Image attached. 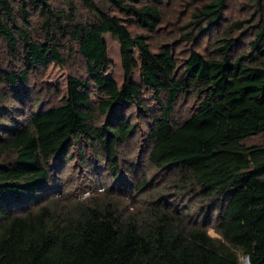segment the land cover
Returning <instances> with one entry per match:
<instances>
[{
    "label": "trees",
    "instance_id": "16d2710c",
    "mask_svg": "<svg viewBox=\"0 0 264 264\" xmlns=\"http://www.w3.org/2000/svg\"><path fill=\"white\" fill-rule=\"evenodd\" d=\"M244 1L250 15L226 21L227 0H204L187 32L153 44L161 0H0V264H264V0ZM105 33L119 44L120 84L106 76ZM54 63L65 92L36 90ZM134 118L145 119L148 160L198 195L201 223L161 190L143 214L110 189L54 198L58 173L68 160L84 166L87 151L117 176Z\"/></svg>",
    "mask_w": 264,
    "mask_h": 264
},
{
    "label": "rangeland",
    "instance_id": "374dc122",
    "mask_svg": "<svg viewBox=\"0 0 264 264\" xmlns=\"http://www.w3.org/2000/svg\"><path fill=\"white\" fill-rule=\"evenodd\" d=\"M154 1V0H153ZM204 0H161L160 9L163 14V29L160 33L155 34L152 43L165 41L169 36L179 37L181 33L187 32L186 29L180 30V26H184L189 20V13L195 5L202 3ZM227 11L225 13L226 21L247 18L252 12L248 4L244 0H227ZM224 19V20H225ZM228 24L225 22L215 29L207 31V35L201 39L199 49L206 47L209 40L217 36ZM193 30L192 33H195ZM103 39L107 45V54L112 61V66L106 73L107 77L113 78L117 83L123 80V73L120 61V48L115 39L109 33L103 35ZM209 39V40H208ZM177 45L175 51L183 54L185 44L181 43L179 39L175 40ZM67 71L57 65L51 64L43 73H37L33 78L35 83L32 85L37 90L39 86L46 87L59 86L61 93L65 92ZM132 80L140 83L139 70L134 69L132 73ZM46 104L55 102L56 94L51 93L49 96H42ZM51 103H50V102ZM153 105V101H148ZM191 103V102H190ZM187 106H181L178 113L184 115ZM137 127L140 129L133 137H131L125 144L118 147V165L119 171L117 176H113L107 168L106 162L102 158L92 159L90 152H86L88 160L84 166H81L80 159L76 158L73 162L68 160L65 167L58 173V180L54 181V185L58 187V191L53 195L54 198L64 202H69L68 199H82L87 196L85 193H104L107 190H112L115 197H120L129 213L143 214L145 208L149 205L151 196L160 191V201L166 206L186 213L191 218V222L201 223L202 215L199 205H201L198 195L191 191L176 190V186L169 180L171 174L169 171H158L154 165L148 160V152L150 143L146 140L147 134L145 119L134 118ZM264 137V136H263ZM263 137H256L249 139L248 142L258 143ZM55 173V172H54ZM143 179L146 180L147 186L141 189V192L135 189L137 183ZM120 185V186H119ZM85 188V191L83 190ZM85 191V192H83ZM50 198V196H46ZM45 201V200H44ZM42 201V202H44ZM162 204V205H163ZM208 233L212 236H217L212 228V224L207 226Z\"/></svg>",
    "mask_w": 264,
    "mask_h": 264
},
{
    "label": "built area",
    "instance_id": "2783aa9c",
    "mask_svg": "<svg viewBox=\"0 0 264 264\" xmlns=\"http://www.w3.org/2000/svg\"><path fill=\"white\" fill-rule=\"evenodd\" d=\"M85 194L88 195V193H85ZM242 264H250V263L248 262V260L246 258H243L242 259Z\"/></svg>",
    "mask_w": 264,
    "mask_h": 264
}]
</instances>
